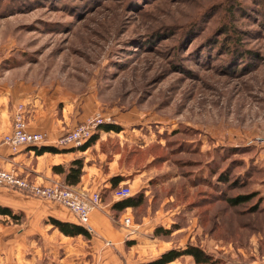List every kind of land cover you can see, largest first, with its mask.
Returning <instances> with one entry per match:
<instances>
[{
  "label": "rangeland",
  "instance_id": "obj_1",
  "mask_svg": "<svg viewBox=\"0 0 264 264\" xmlns=\"http://www.w3.org/2000/svg\"><path fill=\"white\" fill-rule=\"evenodd\" d=\"M0 90L121 128L141 238L264 264V0H0Z\"/></svg>",
  "mask_w": 264,
  "mask_h": 264
},
{
  "label": "crops",
  "instance_id": "obj_2",
  "mask_svg": "<svg viewBox=\"0 0 264 264\" xmlns=\"http://www.w3.org/2000/svg\"><path fill=\"white\" fill-rule=\"evenodd\" d=\"M5 93L0 90V169L15 170L19 177L41 186L67 184L66 175L72 164L82 161L80 182L67 185L89 195L101 194L102 207L90 216V238L68 237L55 227L54 221L80 225L69 209L17 190L0 188V206L10 208L23 222L20 225V222H15L14 228L7 229L0 225V236H3L4 230L9 233L8 237L14 232L19 235L8 242L14 253L10 250L1 251L8 254L1 256L0 253V264H23L22 261L25 264H143L159 259L172 249L166 246L161 249L160 243L141 238L140 226L136 223H133L135 233L128 236L129 230L123 227L122 221L118 224L114 217L113 208L118 201L114 199L113 193L119 187L130 185L126 172L120 166L122 156L119 150L115 151L114 145H110L118 143L120 132H106L102 127L85 148L56 149L52 142L84 123L90 118L91 111L81 113L76 104L60 108L58 102L32 99L30 94L18 98L15 91H8L7 95ZM20 104L26 107L30 131L47 136L49 143L44 147L25 146L13 152L3 142L4 137L13 130L14 115ZM56 167L64 171H56ZM117 177L122 181L113 187L112 180ZM129 210L131 208L126 211ZM126 215L130 214L125 213L124 217ZM3 217L6 216H0V219ZM108 242H111V246Z\"/></svg>",
  "mask_w": 264,
  "mask_h": 264
},
{
  "label": "built area",
  "instance_id": "obj_3",
  "mask_svg": "<svg viewBox=\"0 0 264 264\" xmlns=\"http://www.w3.org/2000/svg\"><path fill=\"white\" fill-rule=\"evenodd\" d=\"M113 123L110 117L97 115L53 141L52 145L56 149H80L90 142L103 126ZM3 142L13 152L25 146L42 148L49 143L45 134L30 131L26 109L23 105L16 108L13 130L4 137ZM0 188H10L40 200L58 203L69 209L75 215L79 224L84 226L90 233L92 232V228L89 225L90 216L94 211L102 207V197L99 193L89 195L64 183L37 185L19 177L15 170L0 169ZM113 197L118 202L124 201L133 197V192L129 187L122 186L114 191ZM122 225L129 230L128 236H132L135 233L131 215H126L123 218ZM107 244L111 246V242Z\"/></svg>",
  "mask_w": 264,
  "mask_h": 264
},
{
  "label": "trees",
  "instance_id": "obj_4",
  "mask_svg": "<svg viewBox=\"0 0 264 264\" xmlns=\"http://www.w3.org/2000/svg\"><path fill=\"white\" fill-rule=\"evenodd\" d=\"M103 129L106 132L114 131V132H121V128L118 125H105L103 126ZM94 136L90 142H88L85 146L82 148H85L88 146L95 138ZM50 150V149H48ZM54 151V150H50ZM56 171H64L60 167L55 168ZM83 174V163L82 161H76L72 164V167L69 169L67 175H66V183L69 185H76L80 182L81 177ZM113 187H116L119 185V183L122 181L120 177L114 178L113 180ZM246 198H238V199H232L231 202L234 205H238L241 202L246 201ZM143 203L142 198L139 197H131L124 201H119L114 205L115 210V217L116 214L124 213L127 209L132 208H139ZM0 216H6L10 217L14 222H20L21 217L17 216L13 213V211L10 208L0 206ZM54 225L58 230L68 237H77V236H84L86 239L91 237L90 232L82 225H73L69 223H63L59 221H54ZM156 236L161 235V230L157 229L154 233ZM165 235H169V232H164ZM182 257H190L193 259L195 264H220L218 260H216L211 254L205 252L201 248L193 245H188L184 249H171L165 253H163L159 259L153 260L148 263L143 264H170Z\"/></svg>",
  "mask_w": 264,
  "mask_h": 264
}]
</instances>
